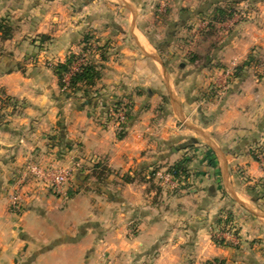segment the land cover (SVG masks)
Masks as SVG:
<instances>
[{"label": "crops", "instance_id": "obj_1", "mask_svg": "<svg viewBox=\"0 0 264 264\" xmlns=\"http://www.w3.org/2000/svg\"><path fill=\"white\" fill-rule=\"evenodd\" d=\"M67 1L50 0L57 11L44 19L36 12L34 20H21L35 26L28 36L48 39L32 50L34 60L22 63L20 34L1 44L7 52L0 54V95L26 106L11 118L10 130H0V264H100L106 258L119 264H264V72L252 66L242 78L225 79L222 68L199 61L173 72L156 60L132 10L126 32L136 44L122 48L121 63H107L102 79L108 88L124 81V89H137L134 109L119 128L81 95L67 98L59 89L53 66L77 52L83 31L93 24L90 17L109 2H85L78 11ZM118 1L133 8L130 0ZM243 6L251 7L249 20L228 21L223 46L209 53L220 67L264 57V0ZM45 60L52 68L43 67ZM217 82L226 95L204 97ZM162 104L164 112L158 110ZM58 133L69 154L94 159L112 174L101 185L88 169L74 195L64 199L41 190L26 200L21 215L13 214L9 197L17 172L29 159L52 161L59 149L52 150L48 139ZM190 141L195 157L187 166L196 173L194 185L169 192L148 171L181 161ZM125 176L132 181L124 183ZM229 214L237 243L219 245L214 234L227 226L218 220Z\"/></svg>", "mask_w": 264, "mask_h": 264}, {"label": "rangeland", "instance_id": "obj_2", "mask_svg": "<svg viewBox=\"0 0 264 264\" xmlns=\"http://www.w3.org/2000/svg\"><path fill=\"white\" fill-rule=\"evenodd\" d=\"M2 1V4H0V20L5 19L11 25L13 28V37L15 34H20L19 38H21L20 41L21 44H23V49L20 54L22 55L21 61L23 64H27L29 60H34L33 54L35 53V49L45 47V45L48 44V39L42 40L40 38V40L39 38L36 39L28 36L29 27L35 26L31 23H22L21 20L30 21L32 16V19L34 20V15L36 12L38 14V16H36L37 18L42 17L44 19V17L49 12L52 10L57 11V9L53 8L52 3L50 4V0H21L20 2L17 1L16 4L10 2V0ZM91 1L92 0H70V2L73 3V6H70V8L81 11L83 8H85L83 4L87 2L88 5V2ZM108 1L109 2L104 4L102 10L98 12L97 17H90L92 20L89 21L93 22V24L88 25L87 29L83 31L81 37L79 38V44L77 45L78 49H76L77 52L75 53L72 51L68 54V56L75 54L77 57V60L72 67V72L78 71L83 65L88 63H95L100 67L102 78L100 81H98L97 86L91 92L92 94L90 95V99L92 102H90L89 105L94 106L93 110L98 109V111H101V113H103L106 118L115 121L119 128H121V126L126 123L127 117L134 109V99L137 97V89H124V81L118 82V84L108 88L104 85L102 79L106 73L107 67H110L107 65V63H121V58L119 55L122 48L127 46H135L136 44L135 41L130 37V34L126 32L128 31V23L126 22L125 18L131 16L132 10H134L136 13H139L138 26L141 29L147 31L148 40L156 49V52H153L156 60L160 61V59H162L166 61L168 68L173 70V72H180L181 65L183 69H187L188 67L191 68L192 64L199 61L200 64L204 63L209 64L212 67H217L218 69L222 68L220 70L223 73L225 79L236 78L234 77V74L238 65L234 64L231 69L220 67L219 63H212L213 60H210L211 58L209 53L212 52V49L217 51L223 46L224 40L221 38V35L224 32L223 30L227 31L229 29V26L226 25L228 21L237 20L243 22L245 20H249L251 7H241L243 2H247L249 0H128L129 2L133 3L132 9L126 7L122 1ZM128 1H126L127 4L129 3ZM64 2L67 3L68 1L64 0ZM128 5H130V3ZM217 8H222L226 10L227 13L232 12L233 17L225 22H212L211 16ZM14 9L15 13H13ZM71 10L72 9H69L68 11ZM17 16L18 18H16ZM19 22L21 25L17 28L15 24L17 25ZM126 34L127 36H124ZM86 36H89L90 39L87 43H84ZM3 42L4 41L0 39L1 56L4 55V51L7 52L1 45ZM32 50L34 53H32ZM40 52L35 55V58L40 54ZM6 55L8 56V54ZM10 58L11 57L8 56L6 62H3L2 60V64H6L5 66L7 67L10 63ZM45 61L43 67L52 68L51 65L48 64L50 60ZM244 63L248 65V68H245V72L251 70L252 66L255 67L256 70L258 68L261 69V72L259 71L260 74L264 72V57H262L260 54H255L249 57ZM228 71L230 73L229 75L226 74ZM68 78L69 76H67V79ZM59 89L62 91V94L66 96L64 90H62L60 86ZM202 94L204 97L217 100H220V98L226 95L222 87L218 85V82L212 83L202 92ZM79 95H81V98H84V94L82 92H78L72 98H78ZM13 103H16L15 107H12V105H14ZM25 106L26 105L24 102L21 103L19 99L4 94L0 95V111L4 115V118L0 120V130L3 132L10 130L11 118L15 114L23 112ZM163 108L164 104L160 105L158 110L164 112V110H162ZM119 115H124L125 119L121 120ZM123 132L124 130H120L119 134H122L124 137ZM54 138L55 140H53ZM60 138L61 140H59ZM48 141L49 144L52 145V150L56 147L59 149L56 151L54 159L47 163H42L40 160L36 159L27 160L28 162L24 165L22 170L17 172V180L21 177L22 171L29 165H37L43 168L70 166L74 169L75 174L71 184L68 187L67 196H64V199H67L76 193L79 183L78 177L81 173L87 171L88 169L90 172L89 176L94 177L96 182L100 183L101 185H105L107 183L106 179L111 174L108 175L107 172H102V174L104 173V176H102L104 178L103 180H100L98 177L102 168L97 169V165L93 161L94 159L87 160L84 158V156L77 154V152L72 155L69 154V152L66 151V148H68L67 141L61 133L50 135ZM60 142H62V146H57ZM69 150L71 151V149ZM194 157L195 154H193L191 149L188 151L187 155L183 156L182 159L186 158L192 160ZM211 162L212 160L209 161V163ZM163 167L164 166L162 165L159 168L153 167L148 171V175H150V178L153 180H156L161 186L165 185V189L169 192L171 191L175 193L192 188L194 185V176L196 173H194L189 167V179H181L182 181L176 180L177 183H174L175 181L166 182L165 179L162 178V176L167 175L168 169L170 168ZM16 182L13 187L14 190L9 197L10 211L15 215H21L24 211V203L26 200L33 199L39 191L44 189L38 183H36V181L32 180L21 190L24 200L23 206L20 211H15L12 208L11 196L15 192ZM123 182L125 183L124 179ZM46 191L51 192L49 190ZM53 194L63 197L55 193ZM229 229L232 231L231 233L234 237L233 241L231 239L228 241L233 244L237 243L235 242V239L237 240L238 237V228L235 225L225 228L224 231L217 228L213 237L214 240L216 239L220 241L219 235L226 230L228 231ZM100 264H119V262L113 261L111 259L108 260L106 258Z\"/></svg>", "mask_w": 264, "mask_h": 264}, {"label": "trees", "instance_id": "obj_3", "mask_svg": "<svg viewBox=\"0 0 264 264\" xmlns=\"http://www.w3.org/2000/svg\"><path fill=\"white\" fill-rule=\"evenodd\" d=\"M212 22H225L230 20L233 17V13L229 12L227 13L226 10L222 8H217L213 15L211 16ZM13 37V28L11 25L7 22V20H0V39L3 41H6ZM90 37L86 36L84 39V43H87L89 41ZM77 60V57L75 54H71L67 57L65 62L58 63L56 66L53 67L54 74L58 78L59 86L62 90H64L65 95L68 98L74 97L78 92H82L84 94V98L88 104L91 101L90 95L92 94V90L97 86L98 81L102 78L101 69L98 65L95 63H88L83 65L78 71L72 72V67ZM247 64H241L236 68V72L234 74V77L236 78H242L244 76L245 68ZM67 76L69 78L67 79ZM12 107L16 106V103H13ZM163 110V109H162ZM3 113L0 111V120L3 119ZM119 139L123 138L122 134L118 135ZM57 139V138H56ZM55 140V138L53 139ZM61 140V138L59 139ZM58 141V140H57ZM57 146H62V142L58 143ZM194 142L190 141L189 144L186 146L188 149H194ZM256 160H258L257 154H255ZM191 159H182L181 161L177 162L175 165L171 166L168 169V173H170L174 179L178 181L187 180L189 179V169H188V162H190ZM102 168L101 173H99V179L103 180L104 173L107 172L108 175L112 174V171L108 169L105 165H98L97 169ZM102 172H104L102 174ZM106 175V174H105ZM125 182H131L132 179L130 176L124 177ZM182 179V180H181ZM252 195L256 196L258 199L261 198L259 195H255V187H250L248 189ZM232 221L231 215L229 214L226 219H219L218 225L219 226H227L230 225L229 223ZM224 231V227H223ZM216 240V239H215ZM216 242L219 245H228L231 243H228L226 240H216ZM216 262H220L218 259L215 260ZM222 264V263H219Z\"/></svg>", "mask_w": 264, "mask_h": 264}, {"label": "built area", "instance_id": "obj_4", "mask_svg": "<svg viewBox=\"0 0 264 264\" xmlns=\"http://www.w3.org/2000/svg\"><path fill=\"white\" fill-rule=\"evenodd\" d=\"M226 74L229 75V71ZM119 117L121 120L125 119L124 115H119ZM74 174V169L70 166L43 168L37 165H29L22 171L21 177L16 182L15 192L11 196L12 208L15 211L21 210L24 202L21 190L32 180L36 181L44 190H49L63 197L67 196V190L73 180ZM162 178L165 179L166 182L175 181L174 183H177L176 179H174L170 173L162 176ZM231 232L232 231L229 229L220 234V240L231 239L233 241L234 236Z\"/></svg>", "mask_w": 264, "mask_h": 264}]
</instances>
